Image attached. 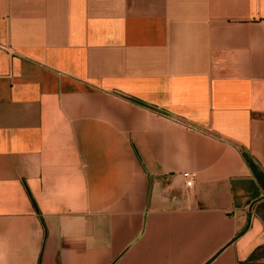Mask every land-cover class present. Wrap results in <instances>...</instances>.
<instances>
[{"label":"crops","instance_id":"crops-1","mask_svg":"<svg viewBox=\"0 0 264 264\" xmlns=\"http://www.w3.org/2000/svg\"><path fill=\"white\" fill-rule=\"evenodd\" d=\"M0 264H264V0H0Z\"/></svg>","mask_w":264,"mask_h":264},{"label":"built area","instance_id":"built-area-1","mask_svg":"<svg viewBox=\"0 0 264 264\" xmlns=\"http://www.w3.org/2000/svg\"><path fill=\"white\" fill-rule=\"evenodd\" d=\"M182 177L185 180V186L191 188L194 182V175L190 172H185L182 174Z\"/></svg>","mask_w":264,"mask_h":264}]
</instances>
